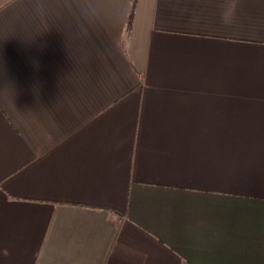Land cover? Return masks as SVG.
<instances>
[{
  "label": "crops",
  "instance_id": "0c3cea01",
  "mask_svg": "<svg viewBox=\"0 0 264 264\" xmlns=\"http://www.w3.org/2000/svg\"><path fill=\"white\" fill-rule=\"evenodd\" d=\"M0 264H264V0H0Z\"/></svg>",
  "mask_w": 264,
  "mask_h": 264
}]
</instances>
